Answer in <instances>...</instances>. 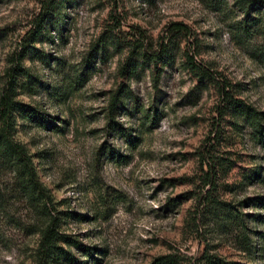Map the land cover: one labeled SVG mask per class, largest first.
<instances>
[{"label": "rangeland", "instance_id": "rangeland-1", "mask_svg": "<svg viewBox=\"0 0 264 264\" xmlns=\"http://www.w3.org/2000/svg\"><path fill=\"white\" fill-rule=\"evenodd\" d=\"M43 1L0 0V132L45 203L0 164V264H37L50 220L47 264H264V8L54 0L33 40Z\"/></svg>", "mask_w": 264, "mask_h": 264}, {"label": "trees", "instance_id": "trees-1", "mask_svg": "<svg viewBox=\"0 0 264 264\" xmlns=\"http://www.w3.org/2000/svg\"><path fill=\"white\" fill-rule=\"evenodd\" d=\"M56 2L54 0H45L41 4V14H39V20H38V29L33 33L32 39L35 40L39 35L42 28V25L44 22L53 15V12L56 8ZM244 8H255L256 10H261L264 8V0H250L245 3ZM246 10V11H247ZM247 29V28H246ZM183 32L184 29L182 25L174 23L170 26V32ZM28 48V47H27ZM160 48H163V45L160 46ZM164 52V50L162 51ZM161 52V53H162ZM141 59L146 60L148 62H153L156 57L155 54L149 55L147 52H143L141 54ZM127 60H130L127 59ZM14 89V88H13ZM9 89H7L8 91ZM13 90L10 89L9 92H12ZM221 93L224 96V100L227 106H237V102L231 98L230 94L225 92V89H221ZM15 103L10 98V93L2 95L0 99V116L2 117V120L5 122H8L9 117L11 115V112H14L15 109ZM241 107V106H240ZM244 109H242L243 113L252 121L255 125L260 123V116L261 113L253 111L249 107L243 106ZM9 125V124H8ZM262 135V134H261ZM0 164H4L7 167L11 168L13 172L15 173L17 180L20 181L22 190L24 191L25 195L28 197L30 201L35 202L37 206H44L45 203L42 201V197L40 196V190L41 185L38 181V176L36 174V171L34 167L32 166V163L30 162L29 156L27 155L26 151L23 147L20 145L14 144V142L8 137L2 134V131L0 132ZM212 204V201H210ZM41 233V246L38 252L37 257V264H47L49 260L51 262L53 260H57L60 257H62L64 260L69 261L71 260L70 255L68 253L62 252L57 247V242L60 240H66L69 244H72L71 241L67 240V237L63 235H59L54 230V220H50L49 223L40 230ZM61 251V252H60ZM85 255L93 258V255L91 252H88L84 250ZM96 261V264H100V261L97 259H94ZM161 259H156L152 264H158ZM161 262L160 264H162ZM212 264H221L219 261H214Z\"/></svg>", "mask_w": 264, "mask_h": 264}]
</instances>
